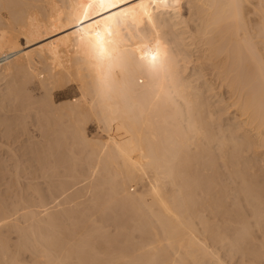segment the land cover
Segmentation results:
<instances>
[{"label": "bare ground", "instance_id": "obj_1", "mask_svg": "<svg viewBox=\"0 0 264 264\" xmlns=\"http://www.w3.org/2000/svg\"><path fill=\"white\" fill-rule=\"evenodd\" d=\"M1 81L33 264H264V0H0Z\"/></svg>", "mask_w": 264, "mask_h": 264}, {"label": "rangeland", "instance_id": "obj_2", "mask_svg": "<svg viewBox=\"0 0 264 264\" xmlns=\"http://www.w3.org/2000/svg\"><path fill=\"white\" fill-rule=\"evenodd\" d=\"M193 65H194V63L192 64V65H190L191 67H193ZM4 81H1L0 82V89H2V91H3V88H5V84L3 83ZM223 114H225V118H229V117H227V116H229V115H227L226 113H223ZM232 117V116H231ZM3 127V126H2ZM2 127H0V130H3V128ZM1 141H3V143L1 142ZM0 142H1V147H0V160L1 161H3L2 160V158L4 159V161L3 162H5V164L6 165H8L9 166V169H12V171H14V172H12L11 170L10 171H8V170H3V169H1L0 170V178L3 176V178H1L0 179V199L4 202L3 204H5V207H6V210H8V212L9 213H15V210L14 209H16L15 208V206H14V202L18 199L17 197H15L16 195L18 196V194H19V196H21V197H25L27 194H29L28 192H27V189L25 188V186L24 185H28L31 181L30 180H28L29 179V175H28V173H29V171H27V169H25V168H27V166H29L30 164L28 163L29 162V158H30V156L29 155H25L24 153V151H25V149H22V146L23 145H25V144H27V143H22V142H14V143H12V144H6V140H4V139H2ZM4 144H6L7 146H9L10 145V147H8L7 148V146L6 145H4ZM16 144H17V146H16ZM19 144H20V146H19ZM15 145V146H14ZM14 148V153L16 152V154L18 155L17 157H15V160H14V156H12V153H11V150L13 149L12 147ZM19 147H20V149H19ZM3 148V149H2ZM11 149V150H10ZM19 149V150H18ZM18 150V151H17ZM4 151V152H3ZM18 152V153H17ZM1 154H3L2 155V157H1ZM9 154V155H8ZM11 154V155H10ZM6 155H7V157H8V159L10 160H8V159H6ZM11 156V157H10ZM23 157V158H22ZM27 157H28V159H27ZM17 158V159H16ZM11 159H13V161L11 160ZM19 160V162H20V165H21V167L22 168H20L19 169V178H20V183H22L23 184V182L25 183V184H20V185H16V187L17 188H15V190L13 189H11V187L12 186H10V185H12V181H14V179L16 178V172H17V170H16V168H14V166H15V164L14 163H16L17 161ZM7 161V162H6ZM9 161V162H8ZM23 161V162H22ZM11 162V163H10ZM24 162H26V163H24ZM12 165V167H11V165ZM14 165V166H13ZM26 166V167H25ZM2 170H3V172H2ZM16 170V171H15ZM4 172H5V174H4ZM22 174H21V173ZM21 174V175H20ZM7 175V176H6ZM15 175V177H13ZM8 177V178H7ZM9 177H10V179H9ZM13 177V178H12ZM23 177H25V178H23ZM12 178V179H11ZM4 179V180H3ZM7 179V180H6ZM28 181H27V180ZM9 180V181H8ZM12 180V181H11ZM4 183V185H3V183ZM40 181H42L41 183L43 184V185H41V183H38V182H40ZM10 182H12V183H10ZM27 182V183H26ZM35 182H37L39 185H40V188H41V190L43 191V192H45V190L47 189V185H44V183H45V181L42 179V178H39V180L37 179V181H35ZM6 183V184H5ZM9 184V186H8V184ZM46 184V183H45ZM5 186H6V189H5ZM20 186V187H19ZM23 186H24V188H23ZM46 186V187H45ZM3 187H4V189H3ZM8 187V188H7ZM45 190H44V189ZM2 189V190H1ZM9 189V190H8ZM16 189H17V191H16ZM20 192H19V191ZM10 191V192H9ZM17 192V193H14V192ZM23 191V192H22ZM2 192V193H1ZM19 192V193H18ZM47 192V191H46ZM45 192V193H46ZM21 193H22V195H21ZM27 193V194H26ZM7 194H9V195H7ZM11 194H14L13 195V197H12V195ZM23 194H24V196H23ZM46 196H48L47 195V193L45 194ZM10 196V197H9ZM10 199H11V201H10ZM16 199V200H15ZM7 202H6V201ZM9 201V202H8ZM7 203V204H6ZM11 203V204H10ZM7 205V206H6ZM13 205V206H12ZM9 207V208H8ZM10 208H13V209H10ZM20 208V213L22 212V207H18V209ZM11 211V212H10ZM13 211V212H12ZM15 215V214H14ZM23 225H25V224H23ZM8 231V232H7ZM5 232V233H4ZM16 232V233H15ZM0 233H2V234H0V237H2L1 239H3V237H4V240H6L7 242H8V244L10 245V247H11V251H12V254H13V252L14 253H16L15 254V259L17 258V261L19 262V264H26V262H27V264H33L34 263V258H33V254L31 253V252H28V251H26V252H24L23 251V254H22V250H19L18 251V245H19V233L16 231V229L15 228H11V229H7V228H4L3 230H1L0 231ZM4 233V234H3ZM11 233V234H10ZM14 235H13V234ZM16 234V235H15ZM7 237V238H6ZM10 237H11V240H10ZM13 237V238H12ZM9 240V241H8ZM17 241V242H15V241ZM12 244H10V243ZM18 244V245H17ZM14 245H15V247H17V248H15L14 247ZM13 246V247H12ZM12 249H14V250H12ZM15 250H17V251H15ZM19 253H20V255H19ZM43 254V253H42ZM41 253L40 254H38L40 257H39V260H42L43 259V261L45 260L44 259V257H43V255H42ZM14 255V254H13ZM19 256H22V257H19ZM27 257V258H26ZM29 258V259H28ZM41 258V259H40ZM19 259H21V260H19ZM23 261V262H22ZM33 261V262H32ZM25 262V263H24Z\"/></svg>", "mask_w": 264, "mask_h": 264}, {"label": "snow or ice", "instance_id": "obj_3", "mask_svg": "<svg viewBox=\"0 0 264 264\" xmlns=\"http://www.w3.org/2000/svg\"><path fill=\"white\" fill-rule=\"evenodd\" d=\"M155 58H156L155 56L152 57L153 60H155Z\"/></svg>", "mask_w": 264, "mask_h": 264}]
</instances>
